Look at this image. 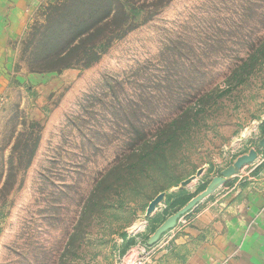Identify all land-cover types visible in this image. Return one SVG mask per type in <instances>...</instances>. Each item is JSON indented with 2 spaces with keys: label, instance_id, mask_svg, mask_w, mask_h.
Masks as SVG:
<instances>
[{
  "label": "rangeland",
  "instance_id": "rangeland-1",
  "mask_svg": "<svg viewBox=\"0 0 264 264\" xmlns=\"http://www.w3.org/2000/svg\"><path fill=\"white\" fill-rule=\"evenodd\" d=\"M136 2L86 67L47 41L67 0L31 4L8 39L0 264H147L262 182L264 0Z\"/></svg>",
  "mask_w": 264,
  "mask_h": 264
},
{
  "label": "crops",
  "instance_id": "crops-1",
  "mask_svg": "<svg viewBox=\"0 0 264 264\" xmlns=\"http://www.w3.org/2000/svg\"><path fill=\"white\" fill-rule=\"evenodd\" d=\"M37 1L0 0V95L6 85L4 67L12 61L7 41ZM175 238V250H164L147 264H264V172L257 187L244 190L241 203L228 204L225 218L201 217Z\"/></svg>",
  "mask_w": 264,
  "mask_h": 264
},
{
  "label": "trees",
  "instance_id": "trees-1",
  "mask_svg": "<svg viewBox=\"0 0 264 264\" xmlns=\"http://www.w3.org/2000/svg\"><path fill=\"white\" fill-rule=\"evenodd\" d=\"M65 7L68 8L66 14L62 12ZM71 9L79 11L73 13ZM137 9L140 7L136 0H67L61 13L50 21L47 41L51 38L62 41L68 37V45L56 51L52 58L58 56L67 60L62 68L88 66L98 58L99 47L129 28L130 18ZM174 130H178V127ZM173 136L174 133L170 135Z\"/></svg>",
  "mask_w": 264,
  "mask_h": 264
},
{
  "label": "water",
  "instance_id": "water-1",
  "mask_svg": "<svg viewBox=\"0 0 264 264\" xmlns=\"http://www.w3.org/2000/svg\"><path fill=\"white\" fill-rule=\"evenodd\" d=\"M261 144L264 145V138L261 140ZM234 171V168L233 167H229L228 169L224 170L223 173L224 175L228 176L230 173H232ZM219 181L218 178H215L212 180V182L210 183V187H214L216 185V183ZM200 195L197 196L194 200V201H197L198 199H200ZM177 217L178 215L177 214H173V215H170L162 224L161 226L156 230V232L152 235L151 237V241H156L160 234L166 230L167 228L171 227L172 225H174V223L176 222L177 220Z\"/></svg>",
  "mask_w": 264,
  "mask_h": 264
}]
</instances>
